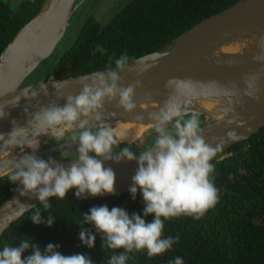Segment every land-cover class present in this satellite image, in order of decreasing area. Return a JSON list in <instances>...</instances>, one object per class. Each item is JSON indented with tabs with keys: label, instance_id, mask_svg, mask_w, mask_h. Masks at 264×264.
<instances>
[{
	"label": "water",
	"instance_id": "water-1",
	"mask_svg": "<svg viewBox=\"0 0 264 264\" xmlns=\"http://www.w3.org/2000/svg\"><path fill=\"white\" fill-rule=\"evenodd\" d=\"M84 3L85 0H43L39 9L0 51V177L14 170V164L25 152L31 153L29 142L37 146L38 141L52 137L42 126L28 123L38 110L37 104L63 105L65 100L58 99L57 94L77 95L85 78L108 69L26 82L39 66L51 60L52 53L70 34ZM262 45L264 0H236L200 19L159 49L128 59L131 70L121 73V87L142 81L134 95L137 107L129 113L116 107L114 102L106 103L100 112V122L112 127L118 121L139 124L143 127L140 137L153 126L149 114L157 111L169 96H175L189 113L198 114L208 144L219 145L222 150L244 140L264 125V60L255 59L264 56ZM142 69L145 70L142 72ZM252 76L256 79L249 89L244 80ZM169 79L176 81L172 87L165 86ZM41 85H47L48 95L39 91ZM33 91L38 92V96L29 100ZM245 91L252 95H246ZM204 101L211 105L207 106ZM97 123L95 119L89 121L90 125ZM10 133L17 140L14 145L8 143ZM146 138L145 145H148L155 137ZM135 140L121 142V145ZM73 146L76 144L71 140H62L38 146L36 154L48 159L47 155ZM136 149L132 151L139 156L141 149ZM56 160L67 167L73 158ZM105 167H111L116 174L115 194L130 189L138 169L136 161H107ZM16 189L17 185L0 200V236L13 221L32 208L29 205L40 203ZM75 191L69 192L75 195ZM109 195L113 194L96 197ZM86 198L94 197L88 195Z\"/></svg>",
	"mask_w": 264,
	"mask_h": 264
},
{
	"label": "clouds",
	"instance_id": "clouds-1",
	"mask_svg": "<svg viewBox=\"0 0 264 264\" xmlns=\"http://www.w3.org/2000/svg\"><path fill=\"white\" fill-rule=\"evenodd\" d=\"M97 51L103 53L105 49L98 47ZM128 59L126 54L121 55L114 61L115 68L111 67L110 61L107 71H97L85 78L86 82L77 95L57 94L58 99L65 100L63 105L50 102L35 106L38 110L28 121L30 125L42 126L58 143L64 140L66 132L71 133L70 140L76 144L77 155L69 166L65 167L52 157L38 156L39 148L29 142L27 146L31 153L25 152L16 161L8 177L17 185L16 190L21 195L38 199L47 210L51 207L49 198L64 200L72 189H76L77 199L105 193L114 195L116 174L111 167H105V162L136 161L138 169L129 191L133 200L142 193L144 216L152 215L153 219L149 222L137 213L129 215L123 208L109 209L103 205L92 207L90 214H83V223L79 224V239L85 246L94 248V233H99L104 250L113 251L106 264H126L131 258L129 254L134 251L146 250L149 258L164 254L179 240V237L163 238L164 220L181 215L200 219L218 201V189L210 177L214 171L211 161L216 157L219 145L213 147L206 142L198 114L189 113L175 96H169L157 111L149 114L156 136L140 150L139 156L127 146L114 151L121 139L110 124L100 122V112L106 103L113 102L129 113L136 109L134 95L142 81L121 87V73L131 70ZM255 59L264 60V56ZM255 79V76L245 77L247 88L252 87ZM175 83L174 79H169L165 86L172 87ZM39 91L48 95L47 85H41ZM245 94L252 95L250 91ZM37 96L38 92L33 91L28 99ZM24 111L27 113L28 108ZM92 119L98 123L90 125ZM9 137L8 143H17L12 133ZM31 220L35 224L46 223L49 227L55 221L51 215L45 220L38 208ZM58 247L49 243L42 250L39 244L25 238L18 247L5 245L0 250V264H93L91 258L83 254L63 255L57 251ZM119 249L123 251L117 252ZM29 250L30 254L25 257L24 253ZM168 264H184V261L175 257Z\"/></svg>",
	"mask_w": 264,
	"mask_h": 264
},
{
	"label": "trees",
	"instance_id": "trees-1",
	"mask_svg": "<svg viewBox=\"0 0 264 264\" xmlns=\"http://www.w3.org/2000/svg\"><path fill=\"white\" fill-rule=\"evenodd\" d=\"M42 1L0 0V51ZM235 1L128 0L104 23L94 15L86 16L74 35L67 38L69 41L57 47L51 60L39 66L26 82L87 73L107 68L110 61L114 66L121 55L130 59L159 49L200 19ZM98 47L105 51H97ZM70 135L66 133L64 140H70ZM143 137L144 134L124 145L133 146ZM48 139L54 141L52 137ZM76 155L73 146L46 157L66 159ZM211 163L214 171L210 178L218 189L215 206L200 219L181 215L164 220L163 238L179 237L178 242L153 258L147 256L146 250L134 251L126 264H168L175 257H181L184 264H264V125L248 138L219 150ZM49 203V209L45 210L40 202L13 221L0 236V250L5 245L18 247L22 239L29 238L42 250L52 243L59 246L57 251L63 255L83 254L93 264H106L113 251L104 250L99 233H94V248L79 239L83 214H90L92 207L107 205L109 209L123 208L129 215L137 213L149 222L153 219L152 215L144 216L142 193L133 200L129 190L83 199L68 192L64 200L51 197ZM37 208L45 220L49 215L55 219L51 227L31 220Z\"/></svg>",
	"mask_w": 264,
	"mask_h": 264
},
{
	"label": "flooded vegetation",
	"instance_id": "flooded-vegetation-1",
	"mask_svg": "<svg viewBox=\"0 0 264 264\" xmlns=\"http://www.w3.org/2000/svg\"><path fill=\"white\" fill-rule=\"evenodd\" d=\"M86 2L84 3V5L82 6L83 7V11L80 10V14L78 16H76V20L74 21L73 25H72V28L70 30V34L68 36H73L74 33H75V30L79 27V25L83 22V20L85 19L86 16H89V15H93L92 13H90V10L86 12V14H84V11L85 10V7L87 6L86 5ZM120 8V7H119ZM118 8H116L114 10V12L117 10ZM92 12V11H91ZM113 12V13H114ZM101 22V20H99ZM107 21V20H106ZM105 22V21H104ZM104 22H101V23H104ZM148 135L147 134H144V137L142 139H139L133 146H128V145H120L118 147H115L114 148V151L115 150H119L120 148H123V147H130L132 150H134V148H137L136 150H139V149H143V148H146L145 147V142L147 140V137ZM151 138L155 137L156 136V133L155 132H151L150 135H149ZM47 139V138H46ZM43 140V139H42ZM53 143H56V141H52V142H42V143H39L37 145L38 146H46L48 144H53ZM149 145V144H148ZM13 170L9 171L8 173L2 175L0 177V199H3L4 197H6L9 192L13 189L11 188L12 187V182L9 180V175L11 174ZM16 186V185H15ZM14 186V187H15Z\"/></svg>",
	"mask_w": 264,
	"mask_h": 264
},
{
	"label": "rangeland",
	"instance_id": "rangeland-1",
	"mask_svg": "<svg viewBox=\"0 0 264 264\" xmlns=\"http://www.w3.org/2000/svg\"><path fill=\"white\" fill-rule=\"evenodd\" d=\"M10 1L14 2V3L16 2V0H10ZM85 1H87L86 2L87 6L85 7L86 11H84V14H86V12L90 10V13H92L95 16V18H97L98 20H101V22H104L113 14V12L116 8L121 7L128 0H85ZM80 9H81V11H83V7H81ZM79 14H80V12L77 13V16ZM75 20H76V18H75ZM69 37L70 36H68V35L65 36L63 38V40L61 41V45L64 43H67L69 41V39L67 40V38H69ZM152 131L154 132L153 126L148 128L147 131L143 134H147L149 136ZM47 141H49L48 138L40 140L38 142L42 143V142H47ZM54 141H56V140L54 139ZM50 142H52V141H50Z\"/></svg>",
	"mask_w": 264,
	"mask_h": 264
},
{
	"label": "bare ground",
	"instance_id": "bare-ground-1",
	"mask_svg": "<svg viewBox=\"0 0 264 264\" xmlns=\"http://www.w3.org/2000/svg\"><path fill=\"white\" fill-rule=\"evenodd\" d=\"M207 106L211 105L210 102L204 101ZM113 128L116 130L118 138L124 142H130L135 140L143 130V127L139 124L132 122H115Z\"/></svg>",
	"mask_w": 264,
	"mask_h": 264
}]
</instances>
